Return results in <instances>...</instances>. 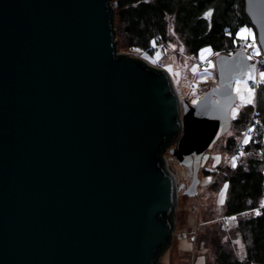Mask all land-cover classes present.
Returning <instances> with one entry per match:
<instances>
[{
    "label": "water",
    "instance_id": "water-1",
    "mask_svg": "<svg viewBox=\"0 0 264 264\" xmlns=\"http://www.w3.org/2000/svg\"><path fill=\"white\" fill-rule=\"evenodd\" d=\"M245 11L264 54V0ZM113 12L0 0V264H153L179 198L165 151L175 142L193 197L204 153L232 126L245 48L216 55L218 83L193 103L167 69L117 55Z\"/></svg>",
    "mask_w": 264,
    "mask_h": 264
},
{
    "label": "trees",
    "instance_id": "trees-1",
    "mask_svg": "<svg viewBox=\"0 0 264 264\" xmlns=\"http://www.w3.org/2000/svg\"><path fill=\"white\" fill-rule=\"evenodd\" d=\"M116 1L117 7L109 0L110 7L114 9L112 22L117 50L121 42L125 48L153 53L159 44L170 40L168 30L173 24L191 54H197L204 45H211L214 52L231 53L223 50L229 47L236 50L239 28L252 25L245 11V0ZM117 55L130 54L120 52ZM133 57L150 71H160L142 57ZM260 68L264 69V63ZM254 105L249 104L233 116L231 127L235 135L227 144L231 154L251 120ZM256 107L258 122L254 135L245 144L236 165L227 164L212 185L214 189H220L228 183L223 220L196 235L199 246L204 243L212 249L214 259L206 264H264V84L257 91ZM167 145L168 141H164L158 149L159 158ZM255 208H258L259 215ZM231 216H235V221L227 227V218ZM239 240L244 255L240 252ZM166 247L160 246L153 264L158 263Z\"/></svg>",
    "mask_w": 264,
    "mask_h": 264
},
{
    "label": "rangeland",
    "instance_id": "rangeland-1",
    "mask_svg": "<svg viewBox=\"0 0 264 264\" xmlns=\"http://www.w3.org/2000/svg\"><path fill=\"white\" fill-rule=\"evenodd\" d=\"M112 3L117 7L118 3L116 0H112ZM169 26L170 40L159 44L153 53L143 52L138 48H125L121 45V42H119V51L129 53L131 56L142 57L153 66L167 69L180 98H187L190 102L194 103L206 91L218 83L213 59L220 52H214L211 45H204L197 54H191L185 46L184 41L174 30V25L170 24ZM244 29H247L248 33H250V35L245 34L247 38H242L241 36ZM237 41L236 48H249L255 54L258 50L259 54L256 55H263L253 25L246 24L241 26L237 31ZM234 49L229 47L223 51L230 50L233 53ZM257 72L261 77L260 73H264V69L260 68L258 71L256 65L252 64L244 76L236 78L234 91L237 93L238 100L232 108L233 116H236L242 108H245L249 104H255L254 109L257 108L256 94L260 87L255 89L248 84L249 80H253L249 79V76L255 79ZM246 89L252 90V103H245V101L240 99L242 95L248 96ZM234 133L235 130L231 127L226 134L215 142L211 149H208L204 153L199 171L200 184L198 185L197 195L193 197L186 196L185 194L186 189L192 182V173L187 166L180 165L176 161L177 157L171 156L170 149L175 145V142L165 151L168 165L176 176L179 198L172 241L157 264H206L208 260L214 259L212 249L204 243L199 246V240H197L196 235L205 232L208 227H213L217 222L223 220L222 215L228 192V183H224L220 189H214L212 185L221 174V170L229 163L233 165V161L236 165L238 158L242 155L239 154L238 158L236 157L228 162L231 153L228 151L227 144L229 138L235 135ZM253 135L254 131L250 134L249 141ZM242 137L243 134L239 136V141ZM222 196L224 202L220 203ZM233 217L235 218V216L227 218L225 226L230 227L233 224L235 221ZM238 244L241 246L240 252L244 255V248L240 240Z\"/></svg>",
    "mask_w": 264,
    "mask_h": 264
},
{
    "label": "built area",
    "instance_id": "built-area-1",
    "mask_svg": "<svg viewBox=\"0 0 264 264\" xmlns=\"http://www.w3.org/2000/svg\"><path fill=\"white\" fill-rule=\"evenodd\" d=\"M246 50H247L248 56L251 57L254 60L253 64L256 65L257 70L259 71L260 70V66L264 63V54L260 55V56H257L251 49L246 48ZM248 84L250 86L254 87L255 89H257V88L261 87L264 84V78L260 77L258 75V72H257L256 78L253 79V80H249ZM257 122H258V113H257V109H254L252 117H251V120H250L249 124L247 125V127H246V129H245V131L243 133V137L238 142L234 152L232 154H230V158H229L228 162H230L232 159H234L236 157L238 158V155L242 153V151H243V149L245 147L244 140L246 138V134L250 135V134L253 133ZM254 210L257 212L258 208H255Z\"/></svg>",
    "mask_w": 264,
    "mask_h": 264
},
{
    "label": "snow or ice",
    "instance_id": "snow-or-ice-1",
    "mask_svg": "<svg viewBox=\"0 0 264 264\" xmlns=\"http://www.w3.org/2000/svg\"><path fill=\"white\" fill-rule=\"evenodd\" d=\"M209 15H211V14L209 13ZM245 34L250 35V33H248V30L247 29H244L243 33L241 34L242 38H247V36ZM256 54L257 55L259 54V51L258 50H257ZM250 58L251 57H249V59ZM260 75H261V77H264V73H260ZM249 79H254V77L249 76ZM246 91L248 92V96H243L242 95L240 97V99L243 100V101H245V103H252L253 102V100H252V95H253L252 90L251 89H246ZM246 137L247 138L244 140V143H248L249 142L250 135L246 134ZM241 154H243V153H241ZM233 166H235L234 161H233ZM223 202H224V200H223V196H222V198L220 200V203H223ZM262 206H264V205H262ZM256 214L259 215L260 214L259 211H257ZM233 219H235V218L233 217Z\"/></svg>",
    "mask_w": 264,
    "mask_h": 264
}]
</instances>
